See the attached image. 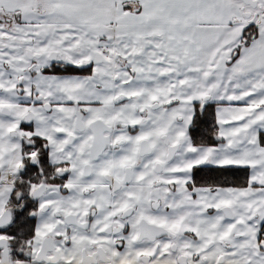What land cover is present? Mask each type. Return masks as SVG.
<instances>
[{
  "label": "snow or ice",
  "instance_id": "obj_1",
  "mask_svg": "<svg viewBox=\"0 0 264 264\" xmlns=\"http://www.w3.org/2000/svg\"><path fill=\"white\" fill-rule=\"evenodd\" d=\"M0 264H264V0H0Z\"/></svg>",
  "mask_w": 264,
  "mask_h": 264
}]
</instances>
